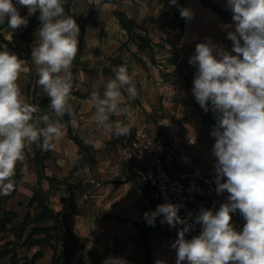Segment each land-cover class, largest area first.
Here are the masks:
<instances>
[{
	"label": "clouds",
	"instance_id": "clouds-1",
	"mask_svg": "<svg viewBox=\"0 0 264 264\" xmlns=\"http://www.w3.org/2000/svg\"><path fill=\"white\" fill-rule=\"evenodd\" d=\"M170 4L176 5L177 0ZM17 5L26 7L28 16L39 11L31 58L37 84L50 98V114L34 116L39 106L26 101L17 83L21 72L28 71L25 61L7 48L0 51V195L13 191L16 165L23 160L26 145L42 141L43 149L51 150L62 139L61 120L65 114L72 115L71 68L80 32L75 18L66 15L63 0H0V24L6 21L13 31L27 27L28 18L20 15ZM226 5L234 22L227 39L235 55L208 38L196 44L189 59L197 67L191 91L200 107L205 112L210 108L216 119L211 132L216 191L227 192L226 202L215 212L201 209L194 223L202 230L191 239L185 234L192 225L178 215L179 205L164 203L144 214L153 227L159 216H163L161 224L170 228L183 225L172 244L176 264H264V0H226ZM179 12L186 20L193 16L188 8L180 7ZM113 72L103 94L94 90L89 102L98 126L117 137L126 136L131 125L110 118L133 119L129 107L122 106L121 90L131 101L137 88L125 65ZM237 211L245 221L242 231L231 223ZM104 264L125 262L109 257Z\"/></svg>",
	"mask_w": 264,
	"mask_h": 264
},
{
	"label": "crops",
	"instance_id": "crops-1",
	"mask_svg": "<svg viewBox=\"0 0 264 264\" xmlns=\"http://www.w3.org/2000/svg\"><path fill=\"white\" fill-rule=\"evenodd\" d=\"M139 1H142L141 5H137ZM155 2L166 5H153ZM168 4L165 0H74L72 4L74 13L77 9L81 12L95 10V17L89 14L87 17L80 18L82 21L84 18L87 21L85 34L81 43L78 42L79 48H82L84 39L87 37L91 42L89 41L86 48L87 51L92 52L90 54L92 57L98 59L106 57L108 60L118 61L119 66L124 65L125 60L121 57L125 51L121 50L122 47L130 43L135 46V50L133 51L132 48L131 50L140 55L138 47L141 46L122 27L116 12H124L129 19H132L137 25L135 32L149 39L151 44L148 47L154 48L153 43L169 42L180 30L168 26L176 9L175 5ZM169 7L173 8L170 18L162 17L161 13ZM203 7L211 10L204 5ZM201 12L206 15L205 19L192 11V18L186 20L192 23L188 28V35L185 37L182 35L178 43L179 52L183 53L182 58L186 63L181 65L184 71L191 67L197 69L196 66L189 64V59L195 54L196 44L206 42L208 38L235 55L232 52L233 43L227 39V31L234 30V22L223 19L214 11L213 13ZM91 27L97 28V36L94 33L91 34ZM181 61V59L178 60L179 63ZM111 66L117 67L113 64ZM139 67L136 64L135 72L139 73ZM149 69L152 71V68ZM100 72L102 73V70ZM134 73L131 76L136 85L137 79ZM139 80L142 85L141 88H138V85L137 93L142 101H129L122 92V106L129 107L133 119L129 121L125 115H115L116 122L131 125L132 129L128 135L117 137L113 132L105 131L97 125L94 115L85 117L80 124L74 119L73 114L71 115L74 133L91 145L95 152L92 164L88 161L87 152L69 137L64 117L62 139L56 142L51 150L25 147L24 153L31 162H28L25 157L17 162L16 167L20 170L21 178L16 193L6 203V210L16 212L18 215L16 220L23 219L28 212L27 205L34 191L39 190L40 187L46 190L49 194V205L58 217L57 222L48 221L47 226L58 225L57 230H62L64 240L70 241L73 249L75 248L70 249L72 251L66 264H104L109 257L120 258L125 264H149L151 257L152 264H158V262L159 264H176V251L172 248V244L178 238V234L169 235L155 224V229L151 232L162 229L166 235L173 237L172 243L151 248V233L148 235L147 243L137 242V237L140 235L138 222L142 215L151 210V203L155 211V204L142 174L124 163L121 165L120 176L116 177L114 163L126 148L128 141L137 136L138 131L158 133L159 121L155 123V119L164 113H169L170 115L165 116L172 117L179 124L184 137H194L195 144L190 148V152L213 165L216 163L212 153L215 137L211 135V129L202 123L197 111H191L192 108L187 111L181 101H177L175 106L168 101V98L174 97L178 91L187 95L189 90L183 83L179 86L171 85V87L156 86V78H148L144 72ZM76 90L81 93L77 87ZM187 107L190 106L187 105ZM180 110H185L183 113L187 114V119L184 120L185 115H181ZM40 150L42 154H47L43 168L36 161V152ZM203 151H206L207 155H203ZM89 174L100 179L103 185L93 189L81 184V178ZM51 178L54 181H51ZM10 226L11 224H8L7 227ZM13 240L14 235L11 232L0 231L1 245ZM46 247L43 249V258L47 256L48 264H52L53 249L50 245ZM34 248L39 249L35 246L30 250ZM18 249L21 264L25 263L26 257H32L37 251L35 249L32 255H28L30 250L27 251L24 247ZM43 258L36 264H40ZM0 264H10L9 258H0Z\"/></svg>",
	"mask_w": 264,
	"mask_h": 264
},
{
	"label": "rangeland",
	"instance_id": "rangeland-1",
	"mask_svg": "<svg viewBox=\"0 0 264 264\" xmlns=\"http://www.w3.org/2000/svg\"><path fill=\"white\" fill-rule=\"evenodd\" d=\"M157 1H160V0H157ZM211 1L215 2L219 7L223 9L230 10L226 5V0H211ZM13 2L15 3V0H13ZM141 4H142V1H139L137 3V5H141ZM153 5H166V4H159L158 2H155ZM168 5H171V4H168ZM17 8L20 12V15L27 17L28 21H30V17L32 15L28 16L27 8L20 6V5H17ZM184 8H188L191 11H195V13H198L199 17H202L204 19L206 15H204L201 11L213 13L211 10L204 8L203 3L200 0H184ZM172 12H173V8L169 7L168 10H164L161 13V16L170 18V15ZM75 14H76L75 20L77 21V18L83 17V16L87 17L89 14L90 16L95 17V10L92 9L90 12H86V11L81 12L80 10L77 9L75 10ZM168 26H171L170 22L168 23ZM37 30L38 28L35 29L32 34L33 36L32 47L33 48L36 47V44H37L36 37H35V33ZM90 32L91 34L94 33V35L96 36L98 35V30L95 27H91ZM14 33L21 35L20 31L18 30L13 31L9 27H6L5 29L2 30V35L9 40L12 39V36ZM89 41L90 39L85 37L84 43L82 44V48H79V45H78L77 56L71 68L72 89H71V98H70L69 103L71 104V107H72V114L74 116V119L78 121L79 124H80V121L83 120L85 117L89 118L91 115H94V109L91 107L90 102H89L92 92L96 90V91H99L100 94L102 95L106 81L109 78H114V72H113L114 68H112L111 66L112 64L111 60L110 59L108 60L106 57L104 59H98V58L92 57L90 55L92 52L87 51V48H86L87 45H89ZM153 44L155 45L154 48H151V46L150 47L148 46L138 47L140 50V55L135 54L133 52L135 50V46H133L130 43L127 45H124V47H122L121 49L122 51H125V54L121 58L125 60L123 61V63L127 67L130 75H132V73L135 72V69H137L136 64L140 66L139 73L138 72L134 73V76L137 79L136 88L138 87V85H139L138 88H141L142 83L140 84L139 79L143 72L146 74L148 78L149 77L156 78V83H155L156 86L164 87V85H166L168 87H171V85L179 86V84L183 83L189 90L187 95L178 91L174 94V97L172 96L168 98V101L171 103L172 106L177 105L176 103L177 101H181L182 106H185L187 111H189V108H192L191 111H194V112L197 111L202 121L201 110H200L201 107L196 101L195 96L191 91V89L193 88V81H194L195 73L197 69L195 67H191V69H187L186 71H184L183 67L181 66V65H186V63L184 62V58H182L183 53L175 52L172 47L171 41L169 42L160 41V42H156ZM5 48L7 47L1 46L0 44V51H3ZM131 48L133 49V51L131 50ZM7 50L10 53L16 54L20 59L25 61L23 67L28 69V71L21 72L17 83L21 90L22 95L26 98V101L28 103L39 106V111L36 114H34V116L38 118L45 114H50V108H49L50 103H47L44 106L40 105V102L46 97L47 94L44 93L42 87L37 84V80L39 79V77L37 74L36 65L34 61L31 64L27 59H25L24 54H22L20 51H14L9 48H7ZM85 50L87 54L85 53ZM94 50L95 49H93V51ZM177 54H179L178 58L176 57ZM179 59L182 60L181 63L178 62ZM149 68H152V71H150ZM156 69H158V71H156ZM101 70H102V73L104 74L100 72ZM103 75H106V76H103ZM133 81L135 83L134 79ZM76 87L77 89L81 91L83 95L78 90H76ZM121 91L124 93V96L127 97L126 91H124L123 89ZM137 100L142 101L141 96L139 94H137L136 98L131 101H137ZM187 105H189L190 107H187ZM177 108L179 107L177 106ZM180 111H181L180 112L181 115H185L184 120L187 119L188 118L186 116L187 114L183 113L185 112V110L184 111L180 110ZM165 115H170V114L164 113L161 116L158 115L157 118L155 119V123H157V121H159L160 118ZM110 119L113 123H116L115 115L111 116ZM62 123H63V118L61 120V124ZM192 138L194 139V137ZM25 147H29L30 149H33L34 147L40 148L41 150L43 149L42 141H38L36 143L26 145ZM24 157L26 159L28 158L25 153H24ZM27 161L31 162L30 159H27ZM64 179L66 180L67 178H64ZM40 192L43 193L47 191L44 190L42 187H40L39 193ZM150 207H151V210L149 212L154 211L152 203L150 204ZM138 225L140 227V235L137 237V242L147 243L148 235L150 233L152 235V239H151L152 247L151 248H154V246H158L161 244L163 245L164 243L171 244L173 241L172 239L173 237L166 235V233H164L163 230L160 228L155 230L156 232H151L152 230L154 231L155 226L153 227L149 225L147 221L144 219V215L141 216V219L138 222ZM66 243L68 244H64V245L61 244L60 250L64 251L67 254L71 248L73 249V246L71 245L70 241ZM35 249L37 248L30 250L27 254L32 255V253L36 251ZM66 258L67 257H65V260H67ZM47 259L48 257L46 256L45 258L42 259V261H40V264H48ZM149 264H152V257H151V263Z\"/></svg>",
	"mask_w": 264,
	"mask_h": 264
},
{
	"label": "built area",
	"instance_id": "built-area-1",
	"mask_svg": "<svg viewBox=\"0 0 264 264\" xmlns=\"http://www.w3.org/2000/svg\"><path fill=\"white\" fill-rule=\"evenodd\" d=\"M192 25L187 21L182 35H188ZM195 144L192 137H184L179 124L170 116H162L158 122V133L150 134L140 130L137 136L130 139L114 163L116 177L120 176L121 165L126 163L137 169L149 186V192L155 204L172 203L179 205L182 218H187L192 225L185 234L186 239L199 235L202 226L195 224V217L201 209L217 211L221 203L226 202L227 192L216 191V173L214 165L190 152ZM207 155L206 151L202 152ZM81 184L88 188L98 189L103 183L94 175L81 178ZM191 213V215H189ZM163 216L157 217V223L167 234H178L177 228L161 224ZM231 223L235 230L242 231L244 219L237 211L232 214Z\"/></svg>",
	"mask_w": 264,
	"mask_h": 264
},
{
	"label": "trees",
	"instance_id": "trees-1",
	"mask_svg": "<svg viewBox=\"0 0 264 264\" xmlns=\"http://www.w3.org/2000/svg\"><path fill=\"white\" fill-rule=\"evenodd\" d=\"M73 1L74 0H63V6L65 8L66 15L76 18V14L72 11ZM165 1L170 4V0ZM200 1L205 7L210 8L223 19L227 21H233L231 10L223 9L211 0ZM175 6V14L171 18V27L173 29L179 28L180 30L174 35V38L171 40V43L174 51L178 53V43L180 41L183 29L187 21L186 19L181 17L179 12V8L184 7V0H177V4ZM116 16L119 19V22L122 27L127 30L129 34H131V37L134 40H137L139 42L141 47L149 46L151 44L149 39L135 32V28L137 25L132 19H129L124 12L117 11ZM38 17L39 11H37V13L33 14L30 17V21L27 27H21L20 29H18V31L21 32V35L14 33L12 39L10 40L2 35V30L8 27L7 22L5 21L4 24H0L1 46H6L7 48L12 49L14 51H20L22 54H24L25 59H27L31 64L33 62L31 58V50L33 48L32 34L34 30L39 28L40 26V21ZM80 18L82 17L77 18L76 21L80 28L78 36L79 43H81L82 38L85 34V24L87 21L85 18L83 19V21ZM178 55L179 54L176 55L177 58ZM111 62L113 65L119 66L118 61L111 60ZM47 103H50V98L48 97V95H46V97L40 102V105L44 106ZM200 110L203 123L213 129L216 125V119L211 109L209 108L208 112H205L202 108H200ZM71 118L72 116H69L68 114L64 115V119L68 127L69 137L87 152L88 161L90 164H92L95 159V152L91 145H88L87 142H85L76 133H74L71 124ZM46 157L47 154H42L41 150L36 152V161L38 162V165L41 168L45 166L44 158ZM20 178V170L16 167L13 191L9 195H0V231L11 232L14 235L13 241H9L8 243L2 245L0 244V258H9L10 264H21V257H19L18 248L24 247L27 251H29L32 247L38 246L39 249L32 255V257H26L27 259L25 263H23L36 264L38 260L44 257L43 249L47 245H50L53 249L52 264H66L67 260H65V257H67L66 259H68L72 250H70L67 254L64 251L60 250L61 244H68L66 243L68 241L64 240V234L62 230H57L58 225H55L53 227L47 226L48 221L53 220L57 222L58 220V217L55 214L53 208H51L48 203V192L39 193L38 189L34 191V195L30 203L27 205L28 212L26 213L23 219L16 220L18 216L16 212L6 210V203L16 193ZM51 181H54V179L51 178ZM8 224H11L9 228L7 227ZM155 224L159 226L157 223V218L155 220Z\"/></svg>",
	"mask_w": 264,
	"mask_h": 264
}]
</instances>
